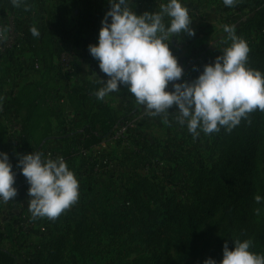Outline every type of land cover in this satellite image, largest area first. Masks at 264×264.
Here are the masks:
<instances>
[{
    "label": "clouds",
    "instance_id": "clouds-1",
    "mask_svg": "<svg viewBox=\"0 0 264 264\" xmlns=\"http://www.w3.org/2000/svg\"><path fill=\"white\" fill-rule=\"evenodd\" d=\"M14 7L25 6L26 0H10ZM133 0H108L109 10L101 21L98 43L89 45L90 55L99 62V69L108 79L94 95L103 100L109 94L127 87L138 105L152 117L162 116L167 122L174 105L176 122L194 138L218 133L222 128L231 132L242 119L257 110L264 112V73L248 64L251 51L248 42L236 34L234 25L223 27L226 37L214 62L205 64L192 81L183 80L184 67L170 48L174 35L194 36L190 9L184 0H167L158 11L137 14L130 5ZM242 0H223L233 8ZM165 18H167V23ZM8 29L0 26V43ZM34 37L40 32L33 26ZM231 41L229 44L228 42ZM171 84V89L169 85ZM3 97L0 96V102ZM16 167L29 185V211L33 220H55L79 199V181L62 156L47 158L41 152L17 153ZM16 173L7 153L0 151V202L14 200L18 190ZM264 199L255 196L260 203ZM259 215L260 209L256 210ZM223 245L219 264H264V254L251 251L252 240H232ZM203 264H218L207 258Z\"/></svg>",
    "mask_w": 264,
    "mask_h": 264
},
{
    "label": "rangeland",
    "instance_id": "rangeland-1",
    "mask_svg": "<svg viewBox=\"0 0 264 264\" xmlns=\"http://www.w3.org/2000/svg\"><path fill=\"white\" fill-rule=\"evenodd\" d=\"M87 1L91 3L90 12L101 9L102 13L110 8L108 0ZM7 8H10L7 37L21 36L26 47V38L20 32H10L11 23L18 24L16 17L20 8L14 7L11 2ZM78 8L82 10V6ZM254 12L250 14L246 11V14L254 17ZM35 15L39 16L40 22L41 12L38 9ZM40 24L46 26L43 22ZM243 33L246 41H252L260 34L256 27ZM65 37L71 41L70 37ZM224 37H221L219 46L204 55L198 70L191 71L192 75L197 77L205 64L214 62L215 57L221 54L219 49L227 46L221 43ZM66 42L60 39L62 51H65L63 62L71 64ZM72 42L74 45L75 38ZM186 75L185 80L188 79ZM140 108L142 111L138 113ZM140 108L136 113L130 109L125 112L119 110L116 126L103 142L78 154L74 173L79 181V196L86 194L88 216L103 225L107 219L102 216L103 213L110 215L113 210L131 208V191L136 183L140 179L149 181L154 184V195L150 202L147 198L141 200L156 208L163 207L162 203L167 200L164 206L172 212L170 215H174L170 222H165L170 224V228L160 235L157 231L154 242L160 237V246L148 247L146 236L129 238L125 228L120 233L114 227H107L101 231L99 242L91 251L103 252L101 254H106V258L117 256L120 264H203L205 259L210 258L211 250L224 228L226 216L223 206L237 187L235 178L238 172L235 171L232 153L234 140L223 128L210 135L201 132L194 138L186 126L182 127L176 122L175 105L169 109L173 112L168 115L167 122L162 116L147 115L143 106ZM247 121L244 122L247 124ZM257 158L260 177L264 182V139L258 146ZM80 199L72 207L81 205ZM261 217L264 221V211ZM156 218L157 228L158 214Z\"/></svg>",
    "mask_w": 264,
    "mask_h": 264
},
{
    "label": "trees",
    "instance_id": "trees-1",
    "mask_svg": "<svg viewBox=\"0 0 264 264\" xmlns=\"http://www.w3.org/2000/svg\"><path fill=\"white\" fill-rule=\"evenodd\" d=\"M238 9H244L250 14L255 11L254 17L238 28V36L247 38L243 32L253 27L260 32L256 39L247 41L248 44L250 42L251 49L248 64L264 73V0H242L238 4ZM25 38L26 47L33 55L31 67L35 69V63L39 62L38 57H40L41 64L39 62V67L35 70L41 71V74L39 80L24 84L8 101V111L15 112L21 119L20 147L15 152H9V140L0 123V151L14 154L9 160L16 173L15 187L28 184L20 169L16 167L17 153L37 152L55 130L51 118H57L60 114L51 105L53 99H58V97L55 98L49 93L48 84L52 79L51 73L54 68L53 56L58 57L62 52V47L53 40L49 33H43L39 40L31 33H27ZM99 88L95 80H90L85 85L74 84L71 87V93L75 95L80 93L84 96L86 93H95ZM247 120L242 119L238 126L228 132L231 140H234L232 153L235 171L238 175L235 178L237 187L223 206L226 216L224 228L210 253V258L215 259L218 264L223 258L225 240L232 249L234 248L232 240L251 239L253 242L251 251L260 254L264 252V221L261 217L264 211V199L260 203L255 201L257 195L264 197V182L260 177L257 158L258 146L264 139V112L257 110L251 113ZM82 121L83 138L80 147L82 150H89L99 145L115 127L113 110L96 96L93 105L85 104ZM244 121L249 123L246 124ZM77 151L78 149L75 150L68 146L61 151L72 171H75L74 158ZM153 185L149 181L140 179L131 191L132 207H124L122 211L113 210L110 215L103 213L102 216L107 218L103 225L95 222L90 215L88 216V209L85 207L86 194L79 196L81 205H75L55 220L49 219L47 224H41L33 229L41 239L44 238L35 255V264H68V255L71 251L76 252L80 258L89 257L91 250L99 242L101 231L106 230L107 227H114L120 233L125 228L128 230L126 234L129 238L143 235L146 236L145 243L148 247L160 246V237L154 242L155 235L157 231L160 235L170 228V224L165 222H170L174 215H170L172 212L165 208L167 200L162 203L163 207L159 208L148 204L152 198ZM142 198H147L148 202L142 201ZM257 209H260L259 215L256 212ZM157 214L159 225L156 228ZM113 235L120 234L114 233ZM15 259L14 253L0 252V264H14Z\"/></svg>",
    "mask_w": 264,
    "mask_h": 264
},
{
    "label": "crops",
    "instance_id": "crops-1",
    "mask_svg": "<svg viewBox=\"0 0 264 264\" xmlns=\"http://www.w3.org/2000/svg\"><path fill=\"white\" fill-rule=\"evenodd\" d=\"M88 2L86 0H26L27 10L25 6L18 7L20 8L16 17L18 24L11 23L10 30L20 32L19 34L25 38L27 33H31L30 29L35 26L40 32L39 37H36L38 40L43 33H49L61 47L63 46L60 39L66 42L65 36L70 37L71 41L66 42L68 45L66 52L78 71V82L80 85H85L87 81L95 80L99 87H102L101 79L106 82L108 77L99 69V62L90 55L89 45L98 43L102 21L100 19L107 11L101 13L102 10L98 9L90 12L91 3ZM166 2L167 0H133L130 7L139 15L145 11H158L159 5ZM184 2L190 9L193 19L191 27L195 35L189 36L187 33L174 35L169 46L184 67L182 79L185 80L188 74L187 81H192L196 77L191 74V71L198 70L204 55L219 46L221 37L227 35L223 27L234 25L237 31V28L248 21L251 15H247L244 9H238V5L233 8L226 7L223 0H184ZM9 3L10 0H0V26L7 29ZM36 6L38 8H35ZM78 6H82L81 11ZM37 9L41 12L40 22L39 16H34L37 14ZM78 20H81L80 24H77ZM165 20L167 23V18ZM41 22L46 26H41ZM32 57V53L25 46L15 51L13 55L0 51V96L3 97V101L8 102L24 84L39 80L41 71L31 67L30 58ZM38 59L41 64L40 57ZM58 62L59 56L54 55L52 79L48 87L49 93L55 98L58 97L53 99L51 105L60 114L57 118H51L55 130L51 137L43 142L39 152L42 153L45 148H53L61 152L66 146L78 149L74 158L76 169L75 160L78 154L93 148L80 149L83 138L82 111L86 103L89 106L93 105L95 95L93 92L86 93L84 96L80 93L72 94L71 87L74 84L67 80ZM120 88V92L111 93L103 99L104 103L113 110L115 126L116 114L119 110L125 112L130 109L136 113L142 107L136 103L135 97L127 91V87L121 85ZM121 103L125 105L118 106ZM121 107L124 108L120 109ZM139 111H142L141 108L138 113ZM7 154L9 158L14 156V154ZM16 188L18 193L14 200L7 203L0 202V252L14 253L16 255L14 264H35V255L44 238L41 239L33 229L41 224H47L49 219L33 220L29 211V185ZM30 221L34 222L32 226ZM101 253L103 252L94 250L89 257L83 259L76 252L71 251L68 255V264H120L117 256L106 258V254Z\"/></svg>",
    "mask_w": 264,
    "mask_h": 264
},
{
    "label": "built area",
    "instance_id": "built-area-1",
    "mask_svg": "<svg viewBox=\"0 0 264 264\" xmlns=\"http://www.w3.org/2000/svg\"><path fill=\"white\" fill-rule=\"evenodd\" d=\"M15 30H10V32ZM21 36L10 35L2 43H0V51L9 53V55H13L15 51L21 50L24 48L25 43L23 39L21 40ZM65 56L63 51L59 55L58 66L64 72L67 77V80L70 81L71 84L79 83L78 79V71L75 66L71 63H64ZM39 64L35 63V69H38ZM80 84V83H79ZM9 105L8 102L2 100L0 102V123L3 125L4 130L7 134L9 140V150L10 152H15L20 147V127H21V119L17 116V114L13 111H8ZM39 152V150H37ZM85 152V151H81ZM42 153L44 157L47 158L50 154L51 158H56L58 156H62L63 154L60 151H57L53 148H45ZM28 185V184H27ZM30 225H33V222H30Z\"/></svg>",
    "mask_w": 264,
    "mask_h": 264
}]
</instances>
